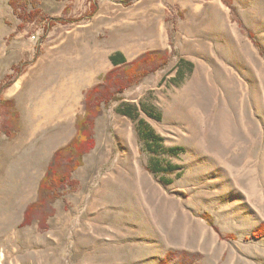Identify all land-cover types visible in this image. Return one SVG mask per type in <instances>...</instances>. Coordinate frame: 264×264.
<instances>
[{
  "label": "rangeland",
  "instance_id": "374dc122",
  "mask_svg": "<svg viewBox=\"0 0 264 264\" xmlns=\"http://www.w3.org/2000/svg\"><path fill=\"white\" fill-rule=\"evenodd\" d=\"M17 8L37 16L0 0V264H160L181 251L194 264H264V238L245 239L264 223V0ZM160 50L163 70L122 66L128 86L96 119L54 215L23 226L52 155L76 135L85 92L115 57ZM81 73L88 82L67 94ZM37 99L59 117L31 136Z\"/></svg>",
  "mask_w": 264,
  "mask_h": 264
},
{
  "label": "trees",
  "instance_id": "16d2710c",
  "mask_svg": "<svg viewBox=\"0 0 264 264\" xmlns=\"http://www.w3.org/2000/svg\"><path fill=\"white\" fill-rule=\"evenodd\" d=\"M24 1L26 0H10V5L15 9L20 19L27 18L34 21L37 11L29 13L28 16L18 12V3ZM93 8L96 11V3L93 4ZM251 36L253 37L252 34ZM169 56V50H160L147 51L130 63H127L123 56L113 59L115 67L85 92V112L84 115L77 117L76 135L66 146L56 150L52 155L46 174L40 182L37 200L26 209L23 226L32 224L34 219H39L40 225L46 227L47 219L54 215L53 204L62 196V191L68 185H72L74 182L72 179L73 172L82 166L83 157L94 147L93 131L96 119L103 114V107L109 106L113 100H118L119 97L116 94L124 92L128 86L125 82L126 73L122 66H126L130 70L145 67V72L150 73L165 69L170 63ZM203 218L209 225H214L213 216L210 214L203 215ZM231 238L236 239V236L231 235ZM262 238H264V223L245 239L259 240ZM198 258V255L186 251L169 252L160 264H171L175 259H177L175 264H194Z\"/></svg>",
  "mask_w": 264,
  "mask_h": 264
},
{
  "label": "bare ground",
  "instance_id": "6f19581e",
  "mask_svg": "<svg viewBox=\"0 0 264 264\" xmlns=\"http://www.w3.org/2000/svg\"><path fill=\"white\" fill-rule=\"evenodd\" d=\"M80 75H82V73L79 74V76ZM83 80H84V76L81 78L79 77L78 81H72V83L70 84L71 87H69L67 94L70 93L72 88L76 92V88H78V86H81L84 83L88 82V81H83ZM68 83L69 82L67 81V84ZM44 100H46V99L44 98ZM46 101H48V99ZM73 101H75V97H74ZM57 115H58V110L56 108H54L53 106L51 107L48 102H45L41 99L38 100L35 103L33 108L32 107L29 108V118L31 121L30 135L31 136L34 135L35 132L37 130H39V128L53 122L57 117H59V115L58 116ZM63 115L67 116V110L65 112H63ZM25 191H27V190H25ZM24 195H26V194L24 193Z\"/></svg>",
  "mask_w": 264,
  "mask_h": 264
}]
</instances>
